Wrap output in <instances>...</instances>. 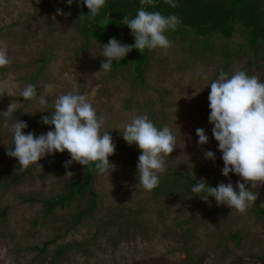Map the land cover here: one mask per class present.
Listing matches in <instances>:
<instances>
[{
  "label": "rangeland",
  "instance_id": "rangeland-1",
  "mask_svg": "<svg viewBox=\"0 0 264 264\" xmlns=\"http://www.w3.org/2000/svg\"><path fill=\"white\" fill-rule=\"evenodd\" d=\"M58 9L64 14L58 15ZM79 14L75 1L69 7L67 0H0V43L12 59L0 68V86L9 82L0 92V264H264V219L257 213L264 211V186L252 189L258 199L244 214L186 189L189 181L201 178L209 187L231 182L235 188L243 182L234 173L222 175V153L208 122V96L221 71L231 77L243 70L264 82V50L247 47L239 34L206 43L207 37L171 30L165 33L170 48H146L140 86L129 67L100 70L106 60L102 46L109 40L83 35ZM118 41L125 44L123 36ZM228 50L230 60L223 56ZM28 84L36 87L34 99L21 96ZM49 84L51 89L45 87ZM74 87L104 117L101 132H110L116 146L108 157L115 170L109 176L96 174L97 204L79 224L76 215L87 206L85 200L52 214L45 213L42 201L66 193L86 166L73 162L68 171L52 164L20 169L6 154L14 147L10 127L15 120L26 122L25 134L52 130L41 117L50 116L55 99ZM41 96L47 106L39 103ZM10 103L17 110L4 116ZM135 115H147L176 136L177 148L165 157L157 190L139 184L141 152L122 138L124 124ZM198 128L208 136L207 144L198 145ZM209 150L215 160L205 159ZM70 159L65 151L37 163L63 166Z\"/></svg>",
  "mask_w": 264,
  "mask_h": 264
},
{
  "label": "clouds",
  "instance_id": "clouds-1",
  "mask_svg": "<svg viewBox=\"0 0 264 264\" xmlns=\"http://www.w3.org/2000/svg\"><path fill=\"white\" fill-rule=\"evenodd\" d=\"M73 2L67 0V5L70 7ZM81 2L89 10L88 15L92 16L97 15L106 4V0ZM155 3L156 0H140L142 6L154 7ZM164 3L172 8L178 6L175 0H164ZM57 14L64 13L58 9ZM121 23L131 30L135 42L133 45H125L115 37L110 38L102 46V56L106 60L101 63L100 70L111 71L113 62L123 60L133 49L140 52L146 48H170L172 42L165 33L177 29L180 19L174 14L165 16L159 11H147L141 7L134 18L124 16ZM11 63L7 46L0 43V68ZM64 75L66 79L75 80L69 73ZM204 78L207 79V74H204ZM8 83L4 82L0 86V92L8 87ZM45 87L51 89L53 85ZM37 95L33 84H28L21 92L26 100L34 99ZM208 102V122L213 125L212 136L222 153V175L227 177L231 172L241 177L243 182L237 181L235 188L231 182L209 187L201 178L191 187V192L205 202L213 197L218 205L234 208L244 214L258 199L259 193L252 189L264 186V82L243 70L235 72L231 77L221 71L218 79L210 84ZM39 103L48 105L43 96L39 98ZM16 110L15 104L10 103L7 111L2 114L8 116ZM41 122L52 126V130L39 136L33 132L25 134L26 122L17 120L10 127L14 150L12 148L6 154L18 161L20 169L35 164L42 170L38 161L46 155L67 151L71 159L64 163L66 169L77 162L82 166L95 163V169L108 176L115 170V165L108 160L115 152V143L110 132H101L104 117H98L87 97L79 94L76 87L59 95L55 99L53 112L50 116H42ZM196 136L198 145L207 144L208 136L204 129L198 128ZM122 138L129 145L135 144L141 152L137 164L139 184L147 191L157 188L160 174L166 171L165 157H169L177 148L176 136L167 126L158 129L147 115H135L124 124ZM205 159L215 160V154L209 150L205 153ZM72 175V172L66 173V176Z\"/></svg>",
  "mask_w": 264,
  "mask_h": 264
},
{
  "label": "trees",
  "instance_id": "trees-1",
  "mask_svg": "<svg viewBox=\"0 0 264 264\" xmlns=\"http://www.w3.org/2000/svg\"><path fill=\"white\" fill-rule=\"evenodd\" d=\"M80 12L81 24L79 30L83 35L90 36L96 41L109 40L115 37L119 40L125 38V45H133L134 37L131 30L121 22L124 16L134 18L138 9L144 7L147 11H159L163 15H176L180 25L173 30L177 35L188 36L190 32L195 38L202 40L207 37L210 43L213 39L230 40L234 34L244 37L247 47L264 50V12L262 0H175L176 8H172L164 0H156L155 6H142L140 0H106V4L95 16L88 15L89 10L81 0H74ZM83 15V16H81ZM171 31V30H168ZM166 31V33L168 32ZM211 46V44L209 45ZM228 50L223 56L228 60L232 56ZM147 50L133 49L123 60L113 62L111 72H119L121 68L129 67L135 75L136 82L142 86L144 71L147 66ZM226 68V67H225ZM158 129L160 126L155 125ZM52 164L61 170L67 169L57 163L41 162L40 165ZM98 173L95 163L85 167L83 177L72 183L67 192L49 200L42 201L46 214H52L56 208L70 207L74 202L86 201L87 206L76 215V224L82 217L91 213L97 204V195L93 189V180ZM196 182L189 181L186 189L191 192V187ZM159 188H155L156 190ZM264 219V211L257 210Z\"/></svg>",
  "mask_w": 264,
  "mask_h": 264
}]
</instances>
